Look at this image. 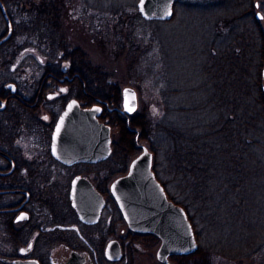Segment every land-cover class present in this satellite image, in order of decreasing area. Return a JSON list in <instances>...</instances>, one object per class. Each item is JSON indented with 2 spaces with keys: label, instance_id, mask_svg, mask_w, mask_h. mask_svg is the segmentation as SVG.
Listing matches in <instances>:
<instances>
[{
  "label": "trees",
  "instance_id": "1",
  "mask_svg": "<svg viewBox=\"0 0 264 264\" xmlns=\"http://www.w3.org/2000/svg\"><path fill=\"white\" fill-rule=\"evenodd\" d=\"M0 1L12 27L10 38L0 46V96L5 95V84L12 82L16 88V97L13 100L8 93L10 99L0 113V134L49 136L51 126L27 122L38 116L24 105L42 87L41 79L46 72H57L59 64H65L66 73L70 74L80 68L87 78V81L81 78L80 85L89 88V79L92 84L97 83L98 96L113 108L106 121L117 130L108 159L113 177L125 173L129 158L139 151L138 142L146 140L153 152L157 180L168 198L187 213L198 249L191 254L172 256V260L176 264L264 263V106L256 104L261 95L251 83L254 47L243 39V44L237 42L243 38L235 27L237 21L219 30L224 35L217 38L214 49L205 47L207 56L204 53L202 71L206 80L197 88L204 93L201 104L165 108L166 113L175 114L179 120L159 124L142 113L118 114L121 104L118 86L110 82L100 67L92 65L81 50L68 47L63 28L57 22V0ZM240 3L241 0H198L183 3L182 10L218 4L219 10L231 8L223 11H228L225 17L234 20V10ZM136 16L140 20L139 13ZM7 32L0 8V39ZM74 54L81 57V63L73 61ZM64 85L71 91L77 86L69 79L64 80ZM157 137L163 142L160 150L167 149L166 170L171 176L173 172L178 176L183 201L168 194L167 182L174 181L173 176L172 180L160 179L163 171L156 166ZM120 223V216L115 213V228ZM139 237L157 240L151 234H132L123 238L124 246L130 247Z\"/></svg>",
  "mask_w": 264,
  "mask_h": 264
},
{
  "label": "flooded vegetation",
  "instance_id": "2",
  "mask_svg": "<svg viewBox=\"0 0 264 264\" xmlns=\"http://www.w3.org/2000/svg\"><path fill=\"white\" fill-rule=\"evenodd\" d=\"M241 7L242 3L234 10V20L233 17L230 19L239 23V37H243H238L239 41L237 39L240 45L243 39L245 44L254 47L253 59L248 52L249 60L253 62L250 77L253 89L261 95L256 104L263 107L264 30L259 21H263L260 17L264 16V3L254 2L252 6L249 3L247 8ZM222 35L224 32H220L218 37ZM58 68L57 72L45 73L41 79L42 87L37 88L30 102L24 105L38 116V119L27 122L51 126L49 136L0 134V264H67L76 255L82 258L77 264H119L120 261V264H130L131 246H124L123 238L132 234H151L160 244L161 240L152 233L131 231L122 217L110 186L115 178L125 175L127 169L124 174L113 178L112 165L108 160L111 153L104 161L66 165L55 159L51 152L55 124L70 100L78 101L80 108L99 105L101 113L98 120L107 125V114L113 108L105 100L98 99L95 86L86 89L80 85L81 78L75 75L69 78L65 64H59ZM65 79L77 84L73 91L64 85ZM7 84L3 87L5 95L0 96V100L5 102L0 113L10 99L7 94L10 93L13 100L16 97V88L12 93ZM120 106L118 114L136 115L137 110L131 114L122 112V95ZM1 128L0 122V132ZM110 128L112 133L114 128ZM111 138L113 141L112 134ZM75 177L87 179L104 200L99 218L94 223L85 222L72 205L71 183ZM115 213L127 227V232L117 238L113 236ZM112 239L118 240L122 250V258L117 261L105 254L107 244ZM176 255L180 254L169 255L168 263L159 264H176L172 260V256Z\"/></svg>",
  "mask_w": 264,
  "mask_h": 264
},
{
  "label": "rangeland",
  "instance_id": "3",
  "mask_svg": "<svg viewBox=\"0 0 264 264\" xmlns=\"http://www.w3.org/2000/svg\"><path fill=\"white\" fill-rule=\"evenodd\" d=\"M137 1L57 0V22L63 28L68 47L77 48L86 54L92 65L100 67L110 82L118 86L120 95L124 87L135 90L136 114H145L151 122L170 124L173 119L179 120V117L169 111L166 113L165 108L195 107L203 101L204 93L197 88L206 80L202 71L204 53L207 56L204 50L207 46L214 49L219 30H224L232 23L230 18H223L228 13L223 10L231 8L219 10L221 5L217 4L213 7L182 10L183 3L198 0H175L171 20L155 22L137 19ZM254 2L263 4L264 0H241V8H247L249 3L252 6ZM115 7L119 9L113 10ZM259 23L264 30V20ZM235 27H239L238 22ZM72 57L73 61L81 63V57L76 54ZM77 70L72 74L67 73V76L72 78L75 75L87 81L82 69ZM89 77L93 78L92 75ZM88 81L89 88L96 87L97 83L92 84L90 79ZM82 87L89 89L85 84ZM111 134L115 137L117 130L113 129ZM154 143L159 152L156 166L163 171L160 179L172 180L173 176L174 181L167 182L168 194L172 193L177 200L183 201L184 197L179 196L181 191L176 172L171 176L166 170L168 167L164 163V156L167 149L160 150L163 142L159 137ZM138 145L139 151L129 158L127 165L141 151L142 146L151 151L146 140H140ZM125 232L127 227L123 222L114 229L113 236L117 238ZM159 244V240L154 242L148 237H139L130 245L128 261L130 264H159L156 259Z\"/></svg>",
  "mask_w": 264,
  "mask_h": 264
},
{
  "label": "water",
  "instance_id": "4",
  "mask_svg": "<svg viewBox=\"0 0 264 264\" xmlns=\"http://www.w3.org/2000/svg\"><path fill=\"white\" fill-rule=\"evenodd\" d=\"M175 0H138L136 3L140 17L145 21H169L173 17ZM4 19L8 26L7 34L0 39V46L11 36L12 27L6 15L5 8L0 1ZM264 74V69H263ZM12 93L15 85H6ZM125 90L131 99L130 106L137 108L136 92L131 87L121 90L122 112L131 114L125 108ZM75 102V103H73ZM0 110L5 102L0 100ZM69 105H73L71 110ZM100 109V111H95ZM99 105L80 108L78 101L70 100L60 114L52 136L51 152L53 157L66 165L77 162H100L106 160L111 153V128L100 122ZM61 118L63 124L60 125ZM60 125L59 134L57 126ZM153 154L142 146L141 152L128 165L125 175L113 180L110 191L122 214L127 227L133 232L152 233L160 240L156 251L159 262L168 263L167 257L172 254H191L198 249V242L194 230L184 208L169 200L163 186L156 179L152 169ZM94 197V198H93ZM70 198L77 213L87 223L98 220L104 206V200L97 194L90 182L81 177H75L71 183ZM97 199L94 201V199ZM106 256L117 261L122 256V250L117 239H112L106 247ZM67 264H77L82 261L78 255L70 258Z\"/></svg>",
  "mask_w": 264,
  "mask_h": 264
},
{
  "label": "snow or ice",
  "instance_id": "5",
  "mask_svg": "<svg viewBox=\"0 0 264 264\" xmlns=\"http://www.w3.org/2000/svg\"><path fill=\"white\" fill-rule=\"evenodd\" d=\"M258 7H259V5H258ZM173 13L170 11L169 13H168V15H172ZM262 20H264V16H261L260 17ZM61 91H64L63 89H61ZM125 96H126V99H125V108H126V110L128 111V112H133L135 109H134V107H131L130 106V101H131V99H134V96H132V97H129V95H128V93H127V90H125ZM73 103H75V102H73ZM72 106L73 105H69V109L71 110V108H72ZM0 107H3V105H0ZM95 111H100V109H95ZM63 124V118H61V121H60V125H62ZM60 125H58L57 126V134H59V131H60Z\"/></svg>",
  "mask_w": 264,
  "mask_h": 264
}]
</instances>
